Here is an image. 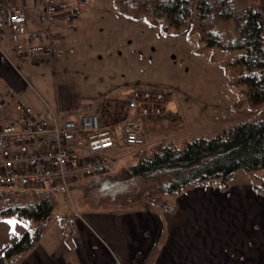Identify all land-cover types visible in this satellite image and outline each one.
<instances>
[{
	"label": "rangeland",
	"instance_id": "obj_1",
	"mask_svg": "<svg viewBox=\"0 0 264 264\" xmlns=\"http://www.w3.org/2000/svg\"><path fill=\"white\" fill-rule=\"evenodd\" d=\"M87 2L101 11H104V8L110 9L111 5L110 0H89ZM84 4L80 5L81 14L78 18H74L73 24L82 16ZM99 21L102 24V20ZM110 25L112 33H109L108 37L114 45L105 41L103 33H99V27H95L97 30L94 33L90 30L94 27L89 25L87 27L89 32H86L85 38L83 37L82 47L77 49L76 60L72 57L71 61L59 60L56 64L52 61L48 64H35L32 62L34 56L28 55L26 59L28 63L25 65L27 69L26 71L23 69V74L28 81L26 93L37 104L50 103L49 105L54 108L76 112L77 110L81 112L99 111L104 118H113L118 114V109L124 104L119 98L122 92L127 91L129 87L117 88V91L110 94L104 96L99 94L93 99L80 102L82 100L79 97L86 93V88L92 91L99 88L100 83L97 79L104 83H112L113 78L115 83L164 82L157 85L165 91L164 105L169 111L164 114V118L152 121L151 126L146 129L145 145L134 149L124 146L118 155L112 154L113 169L109 172L110 174L117 173L118 175L135 164L138 159L150 156L151 147L156 142L174 141L181 145L187 139L210 137L228 125L247 120L256 113L247 108L234 109L232 107L233 101L237 98L236 92L227 86V78L221 68L215 64L206 63L203 56L195 53L198 48L195 36L187 38L184 35H168L159 29H151L137 22L121 23L119 21V23ZM97 35L101 38L97 39ZM230 99L233 100L229 103ZM183 108L188 114V123L181 113ZM216 108H219L218 111ZM185 132L187 134L184 135ZM179 135L182 136L178 137ZM263 176L264 171L250 174L244 170H238L229 181L231 185L244 182L256 186L260 184ZM93 180L87 178L80 180L77 184L69 185L68 194L59 188L52 189L55 205L51 221L55 222L59 218L69 219L74 214L95 213L94 210H103L107 214H122L135 210L146 215L148 210L153 209L154 214L158 216L155 211L159 210L148 200L132 201L134 199L129 198L134 192L135 185L138 184L136 181L124 182L132 184L121 194L105 196V192L97 189L98 184H94ZM173 201L170 197L166 199L169 206ZM217 214V217L224 219L225 215L220 212ZM150 217L146 219H150L148 222L152 224ZM106 222L116 227L122 223V219L108 217ZM239 224L240 222L237 221L235 225ZM26 225L27 222L24 219L1 218L0 239L18 237ZM217 225H221L220 222ZM221 229L223 230L224 227ZM242 230H244L243 227ZM232 232L243 234L241 239L243 244L247 241H255L257 238L252 240L247 237L248 233L244 234V231L240 233L238 229ZM223 235H225L224 232L221 236ZM54 236L55 234L50 239L52 240ZM239 240L240 238L237 239L238 243ZM256 240L257 243L253 246L256 251L244 248L246 250L244 252L249 254V264L257 262L255 261L257 258L258 261L264 263V239L257 238ZM127 252L129 253L128 248ZM159 254L160 250L157 257ZM234 259L236 260L237 257L234 256ZM134 260L139 261L137 256Z\"/></svg>",
	"mask_w": 264,
	"mask_h": 264
},
{
	"label": "trees",
	"instance_id": "obj_2",
	"mask_svg": "<svg viewBox=\"0 0 264 264\" xmlns=\"http://www.w3.org/2000/svg\"><path fill=\"white\" fill-rule=\"evenodd\" d=\"M110 1V10L124 19L168 35L195 36V53L221 68L227 86L236 92L232 107L256 113L210 137L187 139L181 145L156 142L150 156L118 175L92 177L96 188L114 196L132 184L124 182L136 181L129 196L132 201L146 199L158 210L173 211L174 205L166 203L169 197L199 186L224 192L236 171H264V0ZM253 188L264 197V176ZM54 205L50 190L0 188V218L27 222L26 229L0 254V264H14L37 246ZM165 237L162 231L143 264L155 263Z\"/></svg>",
	"mask_w": 264,
	"mask_h": 264
},
{
	"label": "crops",
	"instance_id": "obj_3",
	"mask_svg": "<svg viewBox=\"0 0 264 264\" xmlns=\"http://www.w3.org/2000/svg\"><path fill=\"white\" fill-rule=\"evenodd\" d=\"M87 1L89 0H84L82 16L74 24L73 22L66 24L60 18L57 23L60 40L54 47L53 53L33 55V63L48 64L52 61L56 64L59 60L71 61L72 57L76 60L77 49L82 47L83 37L85 38L86 32H89V29L87 31L89 25L94 27L93 30L90 29L94 33L97 30L95 27H99V33H103L105 41L114 45L108 37V34L112 33L110 24L119 23V21L132 23L117 16L108 8H104V11L96 9ZM61 4L69 6L76 3L65 0ZM99 20H102V24ZM38 27L40 24L30 11L29 22L25 28H0V128L16 123L20 108L14 101L19 97L24 98L36 117L43 114L46 106L54 108L49 105L50 103L37 104L26 93L28 81L23 74V69L25 71L27 69L25 65L28 63L26 59L29 54L25 53V50L36 42L27 38L26 32ZM97 36V39L101 38L100 35ZM112 80L114 81V78ZM97 81L100 83L99 88L96 91L86 88V93L79 97L82 100L80 102L93 99L99 94L100 96L110 94L117 91V88H130L133 84L141 88L153 86L159 88L157 84L164 83H137V81L104 83L98 79ZM4 102L8 103L5 109H2L1 104ZM216 109L218 111L219 108ZM185 111L186 109L183 108L181 113L188 123V114ZM84 112L77 110V113ZM121 150H123L122 147H114L112 154L118 155ZM253 186L244 182L231 185L229 181L225 192L212 186H199L185 190L173 199L171 204L174 205L173 211H155L161 219L154 214L153 209H147L146 215L135 210L122 214H107L103 210L99 213L100 211L94 210L95 213L74 214L69 219L59 218L55 222L50 220L37 246L14 264H143L162 231L165 232L166 237L154 264H249V254L247 255L244 251L251 249L256 251L253 247L257 243L256 239H264V197L258 195ZM218 207L220 208L217 210ZM217 212L225 215L224 219L217 217ZM108 217L122 219V223L112 227L106 222ZM147 217L152 219V224L148 222L150 219H146ZM60 221L66 223L61 224ZM237 221L240 222L239 225H235ZM219 222L221 225H217ZM221 227L224 229L222 230ZM247 228L251 230L248 231ZM236 229L240 233L243 231L244 234L248 233L247 237L252 240L257 238L255 241H247L243 244L241 243L243 234L232 232ZM71 230H75L76 234L70 235ZM222 232L225 235L221 236ZM53 234L55 236L51 240L50 237ZM146 235L148 237H145ZM16 238L0 239V254ZM238 238H240L239 243ZM135 256L139 261L134 260ZM234 256L237 257L236 260ZM255 261L257 262L252 263L264 264L258 261V258Z\"/></svg>",
	"mask_w": 264,
	"mask_h": 264
},
{
	"label": "built area",
	"instance_id": "obj_4",
	"mask_svg": "<svg viewBox=\"0 0 264 264\" xmlns=\"http://www.w3.org/2000/svg\"><path fill=\"white\" fill-rule=\"evenodd\" d=\"M63 1L0 0V28H25L32 11L40 27L26 32L36 42L25 53L51 54L60 40L58 21L72 23L84 2L72 0L76 4L68 6ZM119 99L124 104L113 118L99 111L77 113L49 106L36 117L19 97L14 101L20 108L16 123L0 128V187L59 188L68 194L69 185L111 172L112 149L143 145L146 129L168 110L162 88L134 86Z\"/></svg>",
	"mask_w": 264,
	"mask_h": 264
},
{
	"label": "snow or ice",
	"instance_id": "obj_5",
	"mask_svg": "<svg viewBox=\"0 0 264 264\" xmlns=\"http://www.w3.org/2000/svg\"><path fill=\"white\" fill-rule=\"evenodd\" d=\"M9 223H12V222H9Z\"/></svg>",
	"mask_w": 264,
	"mask_h": 264
}]
</instances>
